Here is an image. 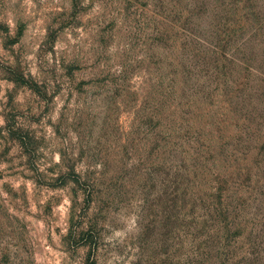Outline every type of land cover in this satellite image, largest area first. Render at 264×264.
Instances as JSON below:
<instances>
[{
	"label": "rangeland",
	"instance_id": "1",
	"mask_svg": "<svg viewBox=\"0 0 264 264\" xmlns=\"http://www.w3.org/2000/svg\"><path fill=\"white\" fill-rule=\"evenodd\" d=\"M0 264H264V0H0Z\"/></svg>",
	"mask_w": 264,
	"mask_h": 264
}]
</instances>
